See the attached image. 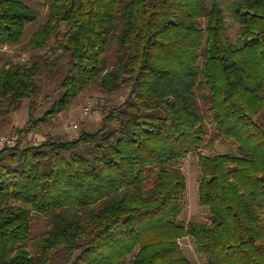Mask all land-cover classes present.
<instances>
[{"label": "trees", "instance_id": "1", "mask_svg": "<svg viewBox=\"0 0 264 264\" xmlns=\"http://www.w3.org/2000/svg\"><path fill=\"white\" fill-rule=\"evenodd\" d=\"M35 2L48 18L23 42ZM5 46L0 124L30 99L21 133L131 92L95 131L0 149V264H192L187 237L206 264H264V0H0ZM192 153L205 221L182 217Z\"/></svg>", "mask_w": 264, "mask_h": 264}, {"label": "rangeland", "instance_id": "2", "mask_svg": "<svg viewBox=\"0 0 264 264\" xmlns=\"http://www.w3.org/2000/svg\"><path fill=\"white\" fill-rule=\"evenodd\" d=\"M35 7L41 8L43 13L38 21L32 22L27 25L25 35L23 38V42H28L32 35L40 29L42 23H44L48 18V7L40 4V2L33 3ZM237 27H234L233 31L236 30ZM232 39L237 38V34H232ZM55 46H50L47 49L41 50L42 54L52 55L54 52ZM16 48L12 47L7 49H0V67L4 64V58L7 55L15 52ZM8 52V53H6ZM31 56L29 53H23V60L29 59ZM64 67L60 71L62 74ZM59 75H55L53 78L45 75L44 77V94L41 97L36 99L37 104L39 105L38 110L36 109L35 115L37 117H41L50 110L55 103V98L45 100L44 97L47 94H51L55 91L59 83ZM131 92V88L127 87L109 97L107 94L101 92L100 90L94 88L87 94L83 95L77 102V104L72 108L70 113L62 116V118L55 120V122L49 126L45 127L44 133H33V132H24L21 133V130H24L30 120L31 112V104L33 101L25 100L20 110L16 113L14 112L11 116L8 117L7 121L0 124V136L10 134L14 135L16 139L24 142V144H28V142L40 143L44 141L47 137L53 136L60 139H72L79 134V132L83 128H88L90 130H97L100 127L102 114L101 111L97 108V104L102 102L110 101V103H122L124 102ZM35 99V98H34ZM87 108H90V113L86 114L85 111ZM77 124V127H74ZM231 149H234V146L230 142L221 141L214 148H210L205 150V152L209 155H215L218 152H227ZM184 171L188 178V191H187V199L188 205L185 211L182 214L183 219L189 221L190 219H198L205 221L208 217V210L206 207L201 205L200 202V194H199V186L198 179L201 174V167L199 156L196 153L190 154L186 162H184ZM39 223L36 224V226ZM37 230V229H36ZM181 244L184 247V251L187 257L191 260L192 264H206L204 259L196 250V243L192 237H187L181 240Z\"/></svg>", "mask_w": 264, "mask_h": 264}, {"label": "built area", "instance_id": "3", "mask_svg": "<svg viewBox=\"0 0 264 264\" xmlns=\"http://www.w3.org/2000/svg\"><path fill=\"white\" fill-rule=\"evenodd\" d=\"M90 111H91L90 108H87L85 113L89 114ZM77 126L78 125L75 124L74 127H77ZM19 141L16 139V137L14 135L13 136L10 134L2 135V136H0V149L7 148V147H14L19 143ZM20 142L24 145V142H22V141H20ZM38 143H36V144H38Z\"/></svg>", "mask_w": 264, "mask_h": 264}, {"label": "crops", "instance_id": "4", "mask_svg": "<svg viewBox=\"0 0 264 264\" xmlns=\"http://www.w3.org/2000/svg\"><path fill=\"white\" fill-rule=\"evenodd\" d=\"M9 48H10L9 46H8V47H7V46L4 47V49H7V50H8ZM6 53H8V52H6Z\"/></svg>", "mask_w": 264, "mask_h": 264}]
</instances>
